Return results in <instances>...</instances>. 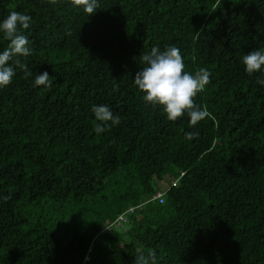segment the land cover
Wrapping results in <instances>:
<instances>
[{
  "label": "trees",
  "instance_id": "trees-1",
  "mask_svg": "<svg viewBox=\"0 0 264 264\" xmlns=\"http://www.w3.org/2000/svg\"><path fill=\"white\" fill-rule=\"evenodd\" d=\"M98 3L87 16L0 0V22L32 18L19 57L32 75L0 89V264H134L150 250L155 264H264V72L242 62L264 49V0ZM168 46L211 73L196 97L211 116L195 126L134 84L140 56ZM45 71L50 89L34 86ZM93 105L120 123L95 133Z\"/></svg>",
  "mask_w": 264,
  "mask_h": 264
},
{
  "label": "clouds",
  "instance_id": "clouds-1",
  "mask_svg": "<svg viewBox=\"0 0 264 264\" xmlns=\"http://www.w3.org/2000/svg\"><path fill=\"white\" fill-rule=\"evenodd\" d=\"M55 5L63 0H47ZM73 8L82 9L87 16L94 15L99 9L98 0H68ZM32 18L17 11L9 13L7 18L0 22V33L9 41L7 47L0 52V89L9 86L16 69H20L24 78L32 75L28 66L22 63L19 57H28L32 54L28 37L23 30L30 27ZM141 63L145 65L135 74V86L143 93V101L154 107H160L169 121H176L185 114L189 118V126H195L200 121L211 116L206 107L196 103V97L203 92L210 83V71L199 68L195 73L185 71L184 58L176 46H168L161 51L159 47L151 48L150 52L140 56ZM11 62V63H10ZM245 72L252 75L264 72V49L253 50L242 58ZM258 84L264 85V78L257 77ZM53 80L48 72L36 75L34 86H43L50 89ZM96 124L93 131L97 134L120 123V117L114 116L107 105H93L91 108ZM110 122V123H109ZM197 132L186 133V138L192 140L198 137ZM4 200L9 197H4ZM156 253L149 251L147 256L143 253L135 257L134 264H155Z\"/></svg>",
  "mask_w": 264,
  "mask_h": 264
},
{
  "label": "built area",
  "instance_id": "built-area-1",
  "mask_svg": "<svg viewBox=\"0 0 264 264\" xmlns=\"http://www.w3.org/2000/svg\"><path fill=\"white\" fill-rule=\"evenodd\" d=\"M162 196H163V192L162 191H157L154 195V197L152 199L157 200L158 203H162ZM129 212L131 211V209L128 210ZM125 219L123 218V216H119L116 220V224H119L118 222H124Z\"/></svg>",
  "mask_w": 264,
  "mask_h": 264
}]
</instances>
